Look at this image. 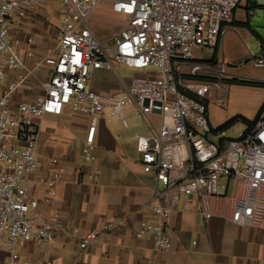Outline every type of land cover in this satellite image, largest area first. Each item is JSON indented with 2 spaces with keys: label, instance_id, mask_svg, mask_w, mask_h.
Instances as JSON below:
<instances>
[{
  "label": "built area",
  "instance_id": "1",
  "mask_svg": "<svg viewBox=\"0 0 264 264\" xmlns=\"http://www.w3.org/2000/svg\"><path fill=\"white\" fill-rule=\"evenodd\" d=\"M59 1L64 11L56 41L41 57H33L35 35L25 37L27 48L21 54L20 37L9 31L15 18H27L41 0H0V83L4 82L0 92V247L8 251L5 264H32L19 257L22 241H50L56 230L72 235L56 213L42 216L37 199L28 193L29 174L45 165L36 154L38 119L45 113L60 114L65 107L89 115L82 147L88 161L94 158L92 143L100 117L127 126L133 115L147 126V134H136V146L143 170L153 172L157 184L150 200L151 215L140 220L136 234H149L155 248H171L167 219L172 211H186L191 203L204 220L221 214L239 225L258 224L264 216V103L253 124L239 136L227 138L223 145L211 140L205 97L193 80L203 64L191 62L196 46L217 44L239 0ZM101 2L126 16L123 27L104 39L89 21ZM25 57H32L30 63ZM252 60L264 66V58ZM188 63L189 76L185 73ZM120 64L139 72L122 75ZM41 65L49 68L41 81L42 92L13 103L11 95L18 87L33 89L29 79ZM97 68L115 71L121 79L120 90L105 92L90 86ZM214 71L209 81L222 88L223 94L217 95L222 100L227 92L222 85L224 64L217 63ZM151 114L157 116V124ZM56 162L50 158L52 168L37 179L47 188V199L55 193ZM120 221L109 220L102 229ZM97 234L91 230L80 235V247Z\"/></svg>",
  "mask_w": 264,
  "mask_h": 264
},
{
  "label": "crops",
  "instance_id": "2",
  "mask_svg": "<svg viewBox=\"0 0 264 264\" xmlns=\"http://www.w3.org/2000/svg\"><path fill=\"white\" fill-rule=\"evenodd\" d=\"M56 1L41 0L27 18L13 20L9 33L20 37L21 54L27 48L24 39L29 34L36 37L32 46L33 57H41L45 45L51 39L56 41L51 25L36 15L46 9L57 28L64 9L60 1ZM98 6H104L107 14L120 20L119 26L111 34H105L92 16ZM125 20L126 16L112 11L108 2L99 3L89 14L94 32L103 39L116 34ZM234 23H240L235 19V10L232 22L226 26L214 47L216 50L222 42H227L229 32L241 34ZM245 51L243 46L241 52ZM25 59L30 63L32 57ZM218 59L229 60L233 64L240 62V56L228 58L223 50L214 60L192 56L191 62L202 63L200 75L213 78ZM190 64L185 66L187 76ZM234 71V68L228 69L232 79H245L233 74ZM136 72L139 71L134 70ZM48 73L49 68L41 65L29 79L38 93L42 92L41 81L47 78ZM8 75L13 76L10 72ZM96 75L101 80H96ZM199 77L196 80H206ZM263 79L245 80L264 82ZM3 84L0 83V92ZM90 86L100 91L116 92L121 88V79L113 70L97 68L93 71ZM239 93L236 86L230 85L225 95L228 103L237 100ZM215 94L218 95V92L215 91ZM261 94L263 96L258 97L255 106L263 100L264 91ZM31 95L26 87L20 86L12 93L11 100L15 103L21 99H31ZM206 106L212 130L214 125L232 113L249 115L246 105L243 107L240 103L220 117L215 116L214 105L206 102ZM150 117L158 123L156 115L151 114ZM89 119L88 114L72 111L68 107L60 114L45 113L38 119L36 154L45 165L29 174L31 183L28 193L37 199V209L42 216L49 217L56 213L72 235L56 230L50 241H22L18 248L21 259L32 264H264V216L255 225H239L221 214L204 220L191 203L186 211H172L167 219L166 229L172 232L169 250L155 248L149 234L137 235L140 220L151 215L150 200L157 184L153 172L143 170L136 146V134H147L148 128L133 115H129L127 126L117 119L100 117L92 143L94 158L88 161L83 157L82 147ZM216 142L223 145L225 140L219 138ZM52 157L57 159L54 167L59 170V176L53 186L54 195L47 199V188L37 179L52 168L49 163ZM112 219L121 221L103 230V224ZM91 230L98 231L96 238L81 248L78 237ZM7 256V249L0 247V264H5Z\"/></svg>",
  "mask_w": 264,
  "mask_h": 264
},
{
  "label": "rangeland",
  "instance_id": "3",
  "mask_svg": "<svg viewBox=\"0 0 264 264\" xmlns=\"http://www.w3.org/2000/svg\"><path fill=\"white\" fill-rule=\"evenodd\" d=\"M51 8L54 9L55 7ZM36 15L45 23L51 25L53 35H55L57 30L56 23L54 24V22H52L48 11L43 9V11L41 10ZM92 16L95 21L99 23L105 34H111L113 29L118 27L120 23V20H118L117 17L109 13L107 14L104 6H98L94 10ZM235 19L240 22L234 23V25L236 29L240 30L241 34L229 32L227 42L225 44L222 42L217 50L214 48L215 46H196L193 51V57L210 61L214 60L216 55L221 53V50L227 54L228 58H237L240 56V62L237 61L235 64L229 60L222 61L221 59H218L217 61V63L222 62L226 70L223 76L222 85L226 88L230 85L236 86L240 92L239 95L236 96L237 100H230L228 103L227 96H224L222 100H218L215 91H217L220 96L223 94L222 88L216 89L208 79L200 81L196 79L193 80L197 84H200L202 95L205 97L207 104L209 102L212 106H215L214 114L216 117L222 116L227 110L237 107L238 103H240L243 107L246 105L248 110L247 113L249 114L247 117L253 119L264 102L263 98L259 105H254V102L257 101L258 97L263 96L261 92L264 91V85L261 83L238 82L232 80V76L228 75V69L234 68L235 73L233 74L244 77L245 79L264 78V66H256L252 60V57H261V44L262 42L264 43V0H239L235 8ZM49 42L50 43L45 45V48L51 46L54 43V40L51 39ZM243 46L246 48L245 52H241ZM151 68L155 70L157 69L156 67ZM119 73L130 77L134 74V69L120 64ZM95 79L101 80L98 75H96ZM29 91L32 93L31 96L38 93L35 88ZM235 114L240 113H232L230 116L223 118L217 123V125H214L213 130L208 133L209 138L213 141H217L219 138L226 140L227 138H235L239 136L240 133L244 132L247 129V123L241 120L232 123L223 130L215 131L218 125Z\"/></svg>",
  "mask_w": 264,
  "mask_h": 264
},
{
  "label": "trees",
  "instance_id": "4",
  "mask_svg": "<svg viewBox=\"0 0 264 264\" xmlns=\"http://www.w3.org/2000/svg\"><path fill=\"white\" fill-rule=\"evenodd\" d=\"M262 48H261V58H264V43L262 42L261 44ZM199 77V76H197ZM199 78L202 79H210L212 78V76H201ZM232 80L238 81V82H251V83H261L264 85V82H258V81H251V80H245V79H239V78H233ZM189 94L196 96V94H194L191 91H187ZM198 97V96H197ZM205 100V99H204ZM264 103V102H263ZM262 103V105H263ZM256 116L253 119H249L246 116L242 115V114H235L232 117L228 118L226 121H224L223 123H221L220 125H218L215 129V131H219V130H223L225 128H227L228 126H230L232 123L241 120L244 121L245 123H247V128L249 126H251L255 120Z\"/></svg>",
  "mask_w": 264,
  "mask_h": 264
}]
</instances>
